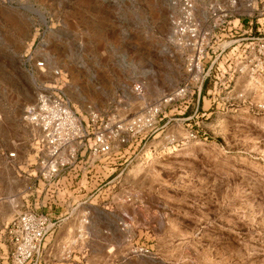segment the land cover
I'll use <instances>...</instances> for the list:
<instances>
[{
	"label": "rangeland",
	"instance_id": "rangeland-1",
	"mask_svg": "<svg viewBox=\"0 0 264 264\" xmlns=\"http://www.w3.org/2000/svg\"><path fill=\"white\" fill-rule=\"evenodd\" d=\"M237 1L242 30L212 35H264V0ZM196 2L204 22L212 0ZM180 8L181 0H0V264L10 261L5 227L38 187L25 111L56 83L35 61L63 70L80 113L133 117L182 79ZM230 65L225 58L213 71L198 113L139 134L107 181L122 174L88 200L85 238L55 231L39 264H264V73L230 80Z\"/></svg>",
	"mask_w": 264,
	"mask_h": 264
},
{
	"label": "built area",
	"instance_id": "built-area-1",
	"mask_svg": "<svg viewBox=\"0 0 264 264\" xmlns=\"http://www.w3.org/2000/svg\"><path fill=\"white\" fill-rule=\"evenodd\" d=\"M237 6V0H230L229 4L212 0L204 7L207 15L202 22L196 0H181L180 17L174 22V40L182 51V79L130 118L116 111L98 112L92 108L80 113L62 88L66 84L63 70L49 66L44 59L35 61L37 70L56 77V83L41 89L24 117L32 132L29 146L35 163L29 166L38 182L33 192L38 191L42 200L24 207L6 225L8 264L41 263L46 239L64 226L74 238H85L92 226L88 200L103 194L106 185L122 174L121 170L107 181L118 171V164L123 165L120 161L125 153L131 154L130 148L136 150L138 143L134 146V142L139 134L155 132L165 117L169 123L188 109L199 112L205 85L214 70H223L222 60L231 61L230 80L264 73V35H212L217 31L234 34L242 30L243 15L237 12ZM225 36L229 39L224 41L226 45L216 46ZM211 52L218 54L207 67ZM133 89L138 94L143 92L140 84ZM191 137L197 135L191 132ZM5 156L11 165L18 158L17 151ZM72 245L77 246L76 241Z\"/></svg>",
	"mask_w": 264,
	"mask_h": 264
},
{
	"label": "crops",
	"instance_id": "crops-1",
	"mask_svg": "<svg viewBox=\"0 0 264 264\" xmlns=\"http://www.w3.org/2000/svg\"><path fill=\"white\" fill-rule=\"evenodd\" d=\"M36 182H37V180H36ZM41 200H42V195L37 191L36 195H35V198H32V201H27V203H24L22 208H24L26 206H31V205H37V204H39L41 202Z\"/></svg>",
	"mask_w": 264,
	"mask_h": 264
}]
</instances>
